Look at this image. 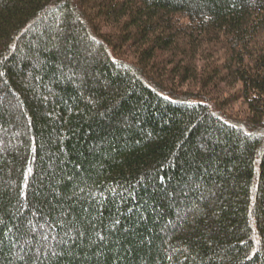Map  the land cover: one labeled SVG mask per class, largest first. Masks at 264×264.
<instances>
[{"label":"trees","instance_id":"1","mask_svg":"<svg viewBox=\"0 0 264 264\" xmlns=\"http://www.w3.org/2000/svg\"><path fill=\"white\" fill-rule=\"evenodd\" d=\"M0 264H264V0H0Z\"/></svg>","mask_w":264,"mask_h":264},{"label":"rangeland","instance_id":"2","mask_svg":"<svg viewBox=\"0 0 264 264\" xmlns=\"http://www.w3.org/2000/svg\"><path fill=\"white\" fill-rule=\"evenodd\" d=\"M131 52H132V50H125L124 55H126V56L133 55ZM165 56H166L165 61H164L163 65H160L158 74H156V75L162 79V81L164 82V84L167 85V87H170V88L176 87V90L181 91V92L186 91V90L187 91L205 92L204 91L205 87H203L202 83L204 82V80L207 79L206 76L205 77H198V78H195L194 80L192 79L193 80L192 82L182 81L178 77H175L176 78V80H175L174 75L171 73V71L165 72V70H167V67H169L168 60H170V58H174V56L171 55L170 53L165 54L164 57ZM164 57L159 58L158 60L161 62L162 59H164ZM153 60L157 63V61L154 58H153ZM153 60H151V61H153ZM163 68H166V69L164 70ZM160 69H161V71H160ZM223 75H225V74H223ZM238 84L239 83H237V82L228 83L227 81H223V80H218L217 82L212 84V87L215 90L214 93L217 94V96H215V97L216 98L218 97V100H214L213 102L216 104L218 103V105L221 106V107L219 106L220 108H222V109L226 110L227 112L233 114L234 115L233 117H235L236 119L243 120L245 118V116L248 115L249 110L246 106L245 101L241 97H236L235 95H233V93L237 92ZM207 87H209V85H207Z\"/></svg>","mask_w":264,"mask_h":264}]
</instances>
